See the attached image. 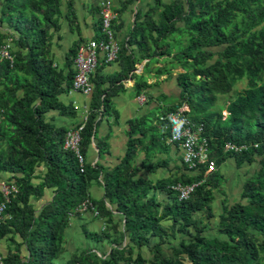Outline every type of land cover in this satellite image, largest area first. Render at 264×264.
Wrapping results in <instances>:
<instances>
[{"label":"trees","instance_id":"trees-1","mask_svg":"<svg viewBox=\"0 0 264 264\" xmlns=\"http://www.w3.org/2000/svg\"><path fill=\"white\" fill-rule=\"evenodd\" d=\"M64 3L70 7L69 0H0V46L10 38L9 54L13 57L11 63L0 61V175L18 188L0 222V242L8 244L0 264H54L64 252L68 215L89 199V183L97 181L99 171L103 174V197L97 202L89 200L108 228L85 236L96 244L106 241L111 247L107 256H98L91 248L81 250L63 264H262L264 0H183L170 4L155 0L142 24L133 28L129 41L138 47L140 59L167 57L171 69L183 70L177 76L180 97L162 117L181 102L187 103L192 121L204 126L210 157L215 158L217 167L226 159H233L237 168L257 165L233 202L221 190L224 175L204 176L206 166L200 167L201 174H183L156 184L138 176L133 165L137 149H147L146 157L153 153L146 144L150 131L139 121L129 123L126 151L119 165L106 171L85 162L80 171L75 156L62 149L66 129L55 126L49 116L52 112L64 118L76 116L71 104L63 105L59 97L71 88L72 63L79 46L69 50L64 73L54 68L50 45L60 29ZM158 9L161 12L154 19L153 12ZM218 47L222 50L214 51ZM118 59L124 73L132 71L135 60L125 49L120 48ZM155 71L156 75L164 72ZM242 79H246L247 88L229 101L226 118L221 120L220 112L212 114L209 110L216 97L227 94ZM101 84L95 83L92 89L89 115L81 132L84 157L96 118L110 111L109 99L114 92ZM148 87L144 81L136 84L137 91ZM160 122L171 137L173 127L165 120ZM148 141L152 144L153 139ZM226 142L251 147L240 154H223ZM176 183L198 185L187 200L179 201L169 189ZM46 191H51V199L36 208L34 203L42 200ZM215 191L223 196L221 200ZM158 194L164 198L157 199ZM214 201L219 202L218 214L213 212ZM198 214L217 219L209 224L214 237L205 234L206 225L199 224ZM163 221H169L170 226H163ZM169 239L178 243L171 244ZM166 244L170 255L161 252ZM142 248L152 252L150 259L142 256Z\"/></svg>","mask_w":264,"mask_h":264},{"label":"crops","instance_id":"crops-1","mask_svg":"<svg viewBox=\"0 0 264 264\" xmlns=\"http://www.w3.org/2000/svg\"><path fill=\"white\" fill-rule=\"evenodd\" d=\"M102 1L69 0L70 7L66 3L62 5V14L59 18L60 29L53 34L50 41L53 66L56 70L66 73V60L69 57V50L73 46H79L89 40L99 38V5ZM107 1L118 15V24L114 27L117 43L121 49L126 50L132 60H135V64L132 71L124 73L119 59L114 63L106 64L103 57L99 56L97 68L90 79L91 84L94 88L95 83L102 82L103 89L114 93L109 99V113L103 112V115L96 118L97 126L85 153V162L91 167H102L106 171H111L119 165L126 151L129 123L139 121L150 131L146 134V144L153 148V153L146 157L147 149H137L133 165L138 169V176L152 184L179 178L181 175L187 174L181 161V151L175 143H169L168 130L160 120H162V113L174 106L180 97L181 87L178 84L177 76L183 70L179 67L171 69L170 59L167 57L140 59L142 54L138 51V47L129 42L133 28L142 24L144 16L155 6V0ZM160 1L163 4H170L183 0ZM160 12V9L153 12L154 19H157ZM175 39L182 40V37L175 36ZM155 69H161L164 72L156 75ZM169 69L171 71L168 74L166 71ZM139 81H144L149 87L137 91L136 84ZM141 94L147 98V102L142 105L137 101V97ZM90 98L91 95L80 100L78 95L63 94L59 97V101L65 106L73 101L89 106ZM49 116L53 119L55 126L66 130L74 128L79 122L77 116L72 119L64 118L58 116L56 112L50 113ZM149 139H153L152 144H149ZM224 162L231 169L237 168L233 159H226ZM216 173H221L219 168ZM102 175L99 171L97 181L89 183L87 194L91 201L97 202L103 197ZM2 177L6 178L5 175ZM51 196V191H46L43 198L47 202ZM159 197V200L164 198L162 194H159ZM106 206L110 208L109 204ZM105 221L89 211L70 218L64 236L65 251L57 259L58 263L54 264H63L71 256L87 248L97 251L98 256L100 254L107 256L111 246L106 241L96 244L85 236V233L100 234L106 231L108 227ZM103 226H106V230L102 229ZM109 233L111 234V231ZM7 246L6 241L0 242V255L7 254Z\"/></svg>","mask_w":264,"mask_h":264},{"label":"built area","instance_id":"built-area-1","mask_svg":"<svg viewBox=\"0 0 264 264\" xmlns=\"http://www.w3.org/2000/svg\"><path fill=\"white\" fill-rule=\"evenodd\" d=\"M100 17V36L97 39L89 40L79 45L73 59V78L68 95H78L88 97L92 93L91 76L95 72L99 56L103 57L106 64L114 63L118 60L120 47L115 38L114 27L118 24V15L113 10L107 0H103L99 5ZM12 48V40L7 38L0 46V61L7 60L10 63L13 57L9 54ZM139 104H145L147 98L144 94L137 97ZM71 106L78 117V123L74 128L66 130L63 138L62 149L71 152L83 172L85 166V157L81 152V132L89 115V106L72 102ZM190 107L187 103L181 102L175 109L169 111L161 119L170 123L174 132L169 138V143H176L181 151V161L189 176L201 174L200 167L206 166L203 175L216 173L218 167L215 158H211V149L209 139L204 136V126L202 123L196 124L190 117ZM227 114V112H226ZM228 115V114H227ZM251 145L242 143L240 145L232 142H226L222 148L223 154H240L246 152ZM254 147H256L254 145ZM198 183L192 184H172L169 189L176 193L179 201H185L193 193ZM18 188L13 181H7L6 178H0V222L5 217V211L10 198L15 196ZM91 212L94 216H99L95 207L89 199L81 202L77 208L70 213L69 219L74 214ZM105 229V226L102 229Z\"/></svg>","mask_w":264,"mask_h":264},{"label":"rangeland","instance_id":"rangeland-1","mask_svg":"<svg viewBox=\"0 0 264 264\" xmlns=\"http://www.w3.org/2000/svg\"><path fill=\"white\" fill-rule=\"evenodd\" d=\"M222 47H218L216 49H214V51H221ZM247 88V83H246V79H242L240 81H237L232 88L230 89V91L227 94L224 95H218L216 97V101L214 102L213 106L210 108V112L212 114H216L220 112V116H221V120H224L227 116L225 108L228 105L229 101L234 98L238 93L242 92L244 89ZM80 100L83 98L81 96H79ZM216 119V117H215ZM214 119V120H215ZM218 168L220 169V174H223L225 177V181L221 184V190L224 192L225 197L228 198L231 202H233L234 200L237 199V195L238 192L240 191V187L243 183V181L245 180L246 177H249L248 175H251L256 169H257V165H247L244 164L242 165L240 168H236V169H231L230 166L226 165L225 162H222ZM1 178L2 175H0ZM214 195L219 198L221 200V198H223L222 195H220L219 192L215 191ZM160 198L159 194L157 195V199ZM44 202L46 203V199L43 198L42 200L35 202L34 206L36 208H40V206L42 204H44ZM219 202L214 201L212 203V208H213V212L215 214H218L219 212ZM196 219L199 221V224H205L206 225V229L204 230L205 234L208 237H214L213 232L211 231V226L209 227V224H215L216 222V218L213 219H206L204 216H202L201 214H198L196 216ZM163 226L168 227L170 226V222L169 221H163L162 222ZM106 227V226H105ZM103 230H106V228ZM5 240H2L1 242H3ZM169 242L171 244H176L178 243V240H172L169 239ZM124 243V242H123ZM65 245H66V241L64 238V245H63V250L65 251ZM72 252V251H70ZM161 252L164 255H170L171 254V250L168 247V245H163L161 246ZM141 254L145 259H150L152 257V252L150 250H148L147 248H142L141 250ZM98 255V254H97ZM101 256V254L99 255ZM54 263H58L57 260L54 261ZM262 264H264V261L262 262Z\"/></svg>","mask_w":264,"mask_h":264}]
</instances>
